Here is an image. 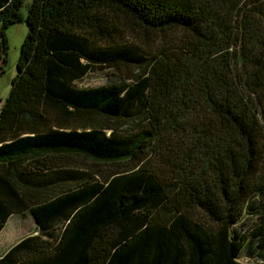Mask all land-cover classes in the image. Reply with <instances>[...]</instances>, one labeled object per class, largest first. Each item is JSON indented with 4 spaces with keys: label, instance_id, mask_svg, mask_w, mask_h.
Masks as SVG:
<instances>
[{
    "label": "trees",
    "instance_id": "obj_1",
    "mask_svg": "<svg viewBox=\"0 0 264 264\" xmlns=\"http://www.w3.org/2000/svg\"><path fill=\"white\" fill-rule=\"evenodd\" d=\"M20 22L0 264H264V0H0L2 64Z\"/></svg>",
    "mask_w": 264,
    "mask_h": 264
},
{
    "label": "rangeland",
    "instance_id": "obj_2",
    "mask_svg": "<svg viewBox=\"0 0 264 264\" xmlns=\"http://www.w3.org/2000/svg\"><path fill=\"white\" fill-rule=\"evenodd\" d=\"M24 14V10H22ZM26 25L23 22L16 23L10 25L5 30V37L7 40V55L6 62L2 64L0 61V68L3 69V73L0 75V106L3 100L6 98L9 87H10V79L15 74V64L19 54L20 44L26 34ZM110 73H113L116 76H112ZM103 72L91 73L87 75L82 81V85L85 86H100L102 84H106L117 77L114 71H107V74ZM256 204H253L254 210H245L244 216L241 220L235 224L234 229L239 230L241 236H248L249 232L258 225L259 213L261 212L260 202L257 200ZM35 225L31 219V217L18 218V217H10L3 229L0 231V256L12 245L17 243L19 240L36 234ZM252 251V247L249 249L244 248L241 256L240 262L243 264H252L254 260L249 257V252Z\"/></svg>",
    "mask_w": 264,
    "mask_h": 264
}]
</instances>
